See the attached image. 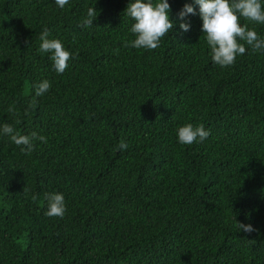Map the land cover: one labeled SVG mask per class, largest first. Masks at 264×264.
Segmentation results:
<instances>
[{"label": "trees", "instance_id": "obj_1", "mask_svg": "<svg viewBox=\"0 0 264 264\" xmlns=\"http://www.w3.org/2000/svg\"><path fill=\"white\" fill-rule=\"evenodd\" d=\"M129 2L0 0V127L46 137L29 153L0 133V264H264V51L213 63L195 0H168L157 49L125 47ZM45 30L71 53L63 74ZM189 123L207 139L179 143ZM53 192L62 218L45 215Z\"/></svg>", "mask_w": 264, "mask_h": 264}, {"label": "clouds", "instance_id": "obj_2", "mask_svg": "<svg viewBox=\"0 0 264 264\" xmlns=\"http://www.w3.org/2000/svg\"><path fill=\"white\" fill-rule=\"evenodd\" d=\"M55 2L60 8H64L69 0H55ZM195 3L199 5V15L202 19L201 30L205 34L213 63L229 67L235 64L238 56L245 55L249 50L252 53L264 51V38H261L254 29L249 28L246 24L242 26L240 23V17H243L251 23L264 24V8H262L260 0H232L231 3L229 0H195ZM124 11L134 21L130 31L135 35L134 40L125 41V47L157 49L161 38L169 33V30H173L174 22L169 17L170 4L168 0H157L155 4L152 0H130ZM187 14L194 15L195 9L191 4L185 3L179 13L181 21ZM97 15L96 8H89L81 27L92 26ZM179 27L184 32L190 30V25L185 22H181ZM48 36L47 30L41 34L38 51L49 54L54 70L63 74L68 68L71 53L65 49L59 39H49ZM34 88L35 95L28 105L30 109L37 107L36 98L47 93L51 84L47 79H44ZM27 110L25 111L27 112ZM8 111L15 112L12 106H9ZM0 133L8 136L15 145L22 146V152L33 151L36 140L46 143V137L43 135H38L36 132H32L30 135L21 134L8 123L0 127ZM209 134L202 124L193 126L189 123L177 129L178 141L184 145L203 142ZM127 148L128 144L121 140L118 149L126 150ZM65 211L63 194L58 192L49 194L48 209L45 215L62 218ZM238 228L247 233L257 231L251 224L246 225L240 222H238Z\"/></svg>", "mask_w": 264, "mask_h": 264}]
</instances>
